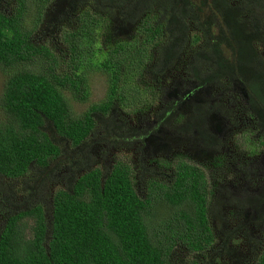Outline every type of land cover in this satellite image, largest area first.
<instances>
[{"label": "trees", "instance_id": "1", "mask_svg": "<svg viewBox=\"0 0 264 264\" xmlns=\"http://www.w3.org/2000/svg\"><path fill=\"white\" fill-rule=\"evenodd\" d=\"M2 2L0 66L9 70L0 100L2 175L47 168L61 154L60 145L91 165L96 157L85 152L97 119L103 122L99 115L137 102L134 111L146 116L147 103L162 88L159 79L186 54L183 71L195 90L220 86L247 96L256 123L245 133L261 129L264 144V0H5L1 7ZM92 72L107 77L106 97L75 114L64 91L85 101ZM173 109L159 112L165 115L162 125L184 124L215 145L219 134L198 118L199 105L179 117ZM108 119L102 134L120 136ZM95 137L93 147L105 142ZM177 163L168 181L144 165L133 172L123 160L75 176L67 189L53 193L47 209L37 204L6 219L0 264H166L179 243L191 252L212 249L216 233L218 257L230 264H264V184L255 193H226L215 203L204 171ZM136 182L146 184L144 195ZM222 205L230 206L234 218L250 209L253 228L262 232L261 240L245 234L244 253L234 248L243 224L227 229Z\"/></svg>", "mask_w": 264, "mask_h": 264}, {"label": "rangeland", "instance_id": "2", "mask_svg": "<svg viewBox=\"0 0 264 264\" xmlns=\"http://www.w3.org/2000/svg\"><path fill=\"white\" fill-rule=\"evenodd\" d=\"M1 1H3L1 7L7 6L5 0ZM261 53L264 55V49ZM188 56V54L182 56L179 64L159 79L158 84L162 88L158 91L159 94L147 103L149 107L146 116L139 110L134 111L135 107L140 105L137 102L130 108L115 107L111 115H99L103 117V122H97V119V126L88 140L87 149L89 150L85 152L86 155L91 153L96 157L91 165L78 162L77 151L72 147L60 145L61 154L50 161L45 169L33 166L26 174L15 178L6 177L0 173V231L11 215L30 209L37 204H42L47 209L51 204L53 193L58 189H67V185L76 178L75 176L93 167L105 170L115 160L127 162L133 172H136V168L140 165L149 167L159 179L164 181L172 177L178 161L195 164L204 171L208 189L211 190L210 198L215 203L229 192L233 195H238L241 191L255 193L260 185L264 184V144L261 141L263 132L255 128L254 133H245L247 126H254L256 121L249 115L243 94L229 93L220 86L194 89L183 71ZM17 67L21 68L22 62ZM8 74V68L1 65L0 100ZM144 79L147 80V77ZM176 84L179 86L177 90ZM154 87L157 86L154 85ZM88 89L89 95L85 101H77L69 92L64 91L75 114L85 112L90 105L105 99L108 90L107 77L97 72L90 73ZM178 94L181 97L185 95L183 99L187 100L182 98L179 100L176 96ZM191 104L199 105L203 110L198 118H203L208 130L213 134H219L214 146L209 147V144L206 145L204 140L199 139L196 129L186 131L184 124H161L165 121V115L159 116V112L165 106L174 105L175 116L179 117L181 114H189ZM211 107L212 113L207 112L206 109ZM93 117L98 118L95 114ZM108 118L114 119L113 126L120 136L102 134L101 125L108 124L110 122ZM4 120V111L0 103V121ZM216 122H218L217 126L214 125ZM179 129H183V132ZM94 137L105 142L93 147ZM135 186L140 195L146 193L145 183L136 182ZM220 210L226 220L227 229L241 222L243 224L234 242L235 249H239L242 253L248 249L245 234L261 240L262 232L253 228L249 219L250 209L239 212L237 218L232 216L229 205H222ZM25 219L29 226L34 222L29 215ZM210 224L216 232L211 219ZM219 241V235L216 233L213 248L203 252L188 251L182 243H179L166 264H191L193 260L198 264H207V262L212 264L210 261L212 259L214 264H230L225 257L217 256Z\"/></svg>", "mask_w": 264, "mask_h": 264}, {"label": "flooded vegetation", "instance_id": "3", "mask_svg": "<svg viewBox=\"0 0 264 264\" xmlns=\"http://www.w3.org/2000/svg\"><path fill=\"white\" fill-rule=\"evenodd\" d=\"M179 84L181 85L180 82H179ZM245 100L247 101V96L245 97ZM246 105H247V107L251 108V107L249 106V103L247 104V102H246Z\"/></svg>", "mask_w": 264, "mask_h": 264}, {"label": "clouds", "instance_id": "4", "mask_svg": "<svg viewBox=\"0 0 264 264\" xmlns=\"http://www.w3.org/2000/svg\"><path fill=\"white\" fill-rule=\"evenodd\" d=\"M245 97V96H244ZM245 103H246V100H245ZM10 178H15V177H10Z\"/></svg>", "mask_w": 264, "mask_h": 264}]
</instances>
